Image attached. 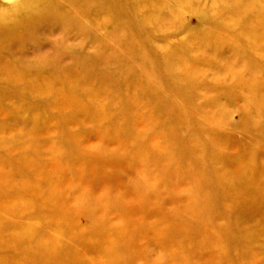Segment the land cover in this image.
I'll use <instances>...</instances> for the list:
<instances>
[{
    "label": "rangeland",
    "instance_id": "374dc122",
    "mask_svg": "<svg viewBox=\"0 0 264 264\" xmlns=\"http://www.w3.org/2000/svg\"><path fill=\"white\" fill-rule=\"evenodd\" d=\"M0 264H264V0H0Z\"/></svg>",
    "mask_w": 264,
    "mask_h": 264
}]
</instances>
